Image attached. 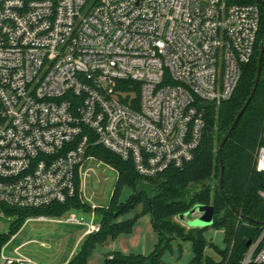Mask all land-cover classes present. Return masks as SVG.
Returning <instances> with one entry per match:
<instances>
[{"label": "built area", "instance_id": "built-area-1", "mask_svg": "<svg viewBox=\"0 0 264 264\" xmlns=\"http://www.w3.org/2000/svg\"><path fill=\"white\" fill-rule=\"evenodd\" d=\"M258 25L255 4L224 0H0V206L81 202L94 146L143 179L188 163ZM253 169L264 178V146ZM74 213L34 220L97 232L93 205ZM261 228L237 264L264 263ZM3 250L0 264H38Z\"/></svg>", "mask_w": 264, "mask_h": 264}, {"label": "trees", "instance_id": "trees-1", "mask_svg": "<svg viewBox=\"0 0 264 264\" xmlns=\"http://www.w3.org/2000/svg\"><path fill=\"white\" fill-rule=\"evenodd\" d=\"M259 1L264 3V0ZM224 2L255 4L259 10V25L253 51L249 61L240 68L239 78L232 94L217 106L205 107L204 128L200 141L192 159L180 168H169L153 178L143 179L134 173L129 162L121 161L99 146H94L87 152V155L112 167L116 178L106 208L94 207L99 226L97 232L86 235L77 252L65 264H83L92 246L104 235L113 236L120 231H128L130 222L116 219L136 203L140 204L141 212L148 215L152 230L155 232L156 243L153 251L147 256L122 255L119 252L107 253L103 257V264H164L160 260L161 251L170 249L174 238L167 236L165 240H162V236L171 233H174L178 239L177 242L183 240L190 242L191 263L237 264L247 249L245 243L254 242L260 235L261 226L243 218L257 221L264 219V215L257 213V208L264 205V199L257 194L259 191L264 192V178L253 169L255 150L257 146H264V49L253 94L234 128L224 140L218 155L216 153L218 145L215 149L214 142L219 144L222 140L252 88L258 54L257 39L260 37L262 41L264 37V7L255 0H224ZM218 157L222 167L221 192L217 185V190L211 195L210 189L204 187L198 193L185 197L183 192L189 184H199L209 180L213 176L216 165L219 169ZM139 182L147 185L149 194L137 188L136 185ZM121 186H127L131 190V195L123 202H117ZM195 204L211 206L213 215L210 227L221 229L223 249L219 252L217 261L203 255L206 243L202 232L205 229L185 231L171 220L174 215L187 211ZM71 207L82 211L89 209L87 204L80 203L76 199L36 209H13L0 206L4 216L11 219L6 232L0 233V247L17 234L26 218L38 216L58 218ZM260 245L264 247V233Z\"/></svg>", "mask_w": 264, "mask_h": 264}, {"label": "rangeland", "instance_id": "rangeland-1", "mask_svg": "<svg viewBox=\"0 0 264 264\" xmlns=\"http://www.w3.org/2000/svg\"><path fill=\"white\" fill-rule=\"evenodd\" d=\"M260 42L261 38L259 37L256 45L257 50ZM213 137H215L214 134ZM216 145L218 144L215 141V149ZM81 173L79 174L80 201L88 206L106 208L116 178L115 171L109 165L93 157V159L84 161ZM217 178L218 166L216 165L213 176L209 180L199 184H189L183 194L185 197H190L207 187L210 189L211 195L217 190ZM136 186L149 194L147 185L139 182ZM130 195L131 190L127 186H121L117 202H123ZM69 211H75L74 214L77 217L80 216V213L87 212L73 207L69 208ZM34 218H26L17 234L5 242L3 254L9 257H15L17 254L38 264H65L68 262L86 237L83 235V228L62 223L35 221ZM84 219L86 221V217ZM10 220L2 212L0 233L6 232ZM116 220L130 222V229L120 231L113 236L104 235L92 246L90 254L84 259L83 264H103L104 255L111 252H119L122 255L141 254L147 256L153 251L156 235L152 230L148 215L141 212L140 204L136 203L127 208ZM167 236L174 238V241L170 249L161 251V262L164 264H194L190 262L192 257L190 242L188 240L177 242L178 239L174 233L163 234L162 240H165ZM202 237L206 243L203 255L217 261L220 256L219 252L223 249L221 229L208 227L202 232ZM15 249H18L16 254L12 253Z\"/></svg>", "mask_w": 264, "mask_h": 264}, {"label": "water", "instance_id": "water-1", "mask_svg": "<svg viewBox=\"0 0 264 264\" xmlns=\"http://www.w3.org/2000/svg\"><path fill=\"white\" fill-rule=\"evenodd\" d=\"M255 2L259 3L260 5H262L264 7V3L260 2L259 0H255ZM263 49H264V37L261 41V44H260L259 49H258V54L256 57V68H255V75H254L252 88L249 92L248 97L245 99L242 106L240 107V109L235 114V116H234L228 130L226 131L225 135L223 136L222 140L219 142L217 149H216L217 155L219 154V151L222 147L224 140L227 138V136L230 134V132L234 128L236 122L238 121L239 117L241 116L243 110L247 106V104H248V102H249V100L253 94V91L255 89L257 79L259 76L260 63H261V57H262ZM218 162H219V169H218L217 185H218L219 191L221 192L222 167H221V164L219 161V157H218ZM225 201L228 203L227 199H225ZM230 208L233 212H235V210L232 206H230ZM257 213L259 215H264V205H260L257 208ZM212 215H213V211H212L211 206L203 205V204H195V205L191 206L187 211L174 215L171 218V220L174 223L178 224L180 227H182L185 231L190 230V229L202 230V229H206V228L210 227V225L212 224ZM239 217L243 218L240 215H239ZM243 219L251 221V222H253L256 225H259L261 227L264 226V223L262 221H257V220L247 219V218H243ZM248 245H249V242H246L245 246L247 247Z\"/></svg>", "mask_w": 264, "mask_h": 264}]
</instances>
